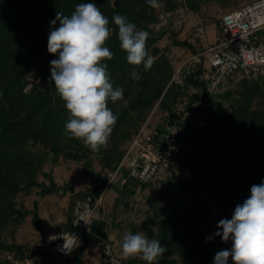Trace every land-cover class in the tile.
Returning a JSON list of instances; mask_svg holds the SVG:
<instances>
[{
	"label": "rangeland",
	"instance_id": "1",
	"mask_svg": "<svg viewBox=\"0 0 264 264\" xmlns=\"http://www.w3.org/2000/svg\"><path fill=\"white\" fill-rule=\"evenodd\" d=\"M252 1L160 0L162 7L154 9L146 0H122V15L146 24L137 29L148 32L146 48L154 57L150 70L138 67L142 78L134 81L131 70L137 66L127 62L112 22L115 0H40L25 7L20 0H0V177L8 184L14 180L18 187L12 193L0 185V259L8 245L27 248L17 241L37 234L36 213L41 225L44 220L55 224L49 230L60 227L74 199L88 193L95 194L99 204L82 242L88 237L102 253L109 242L120 264H147L123 256L122 238L128 232L142 233L164 246L166 252L153 264L169 257L179 263L208 264L199 242H210L218 252L231 248L230 240L206 238L211 237L210 226L231 219L251 187L264 182V76L239 74L221 85L209 102V109L223 122L209 136L219 143L218 149L209 155L211 144L205 143L175 155L178 168L190 177L179 175L178 168H163L147 182L130 178L126 169L114 175L136 133L146 123L147 130L159 128L179 99L190 98L187 88L172 80L179 64L203 48L191 42L195 25L206 20L213 44L222 15ZM88 2L109 19L112 32L105 46L114 57L104 62L113 87L124 89L123 99L108 103L118 119L107 147L97 152L64 134L68 112L50 72V62L58 56L47 51L56 13L70 16L77 4ZM185 41L188 44H180ZM30 114L34 131L48 138L49 145L23 138L14 128L3 131ZM52 179L58 185L54 193L30 185L33 180L49 185Z\"/></svg>",
	"mask_w": 264,
	"mask_h": 264
},
{
	"label": "clouds",
	"instance_id": "2",
	"mask_svg": "<svg viewBox=\"0 0 264 264\" xmlns=\"http://www.w3.org/2000/svg\"><path fill=\"white\" fill-rule=\"evenodd\" d=\"M146 2L154 9L162 7L160 0ZM112 22L118 27L120 48L126 52L127 62L137 66L132 68L131 78L139 81L142 77L138 67L143 65V70L148 71L154 64V57L146 48L149 34L138 30L125 15L115 14ZM50 25L47 51L58 56L50 62L51 80L69 117L64 134L97 152L107 147L118 119L108 103L124 96L123 88L113 87L108 64L104 62L114 57L105 46L112 32L109 19L94 2H88L77 4L70 16L57 12ZM250 193L235 207L231 219L218 222L215 235L224 242L230 240L232 246L217 252L214 264H228L229 257L233 264H264V182L253 185ZM121 249L124 257H138L147 264L158 261L166 252L158 240L139 232L125 233Z\"/></svg>",
	"mask_w": 264,
	"mask_h": 264
},
{
	"label": "built area",
	"instance_id": "3",
	"mask_svg": "<svg viewBox=\"0 0 264 264\" xmlns=\"http://www.w3.org/2000/svg\"><path fill=\"white\" fill-rule=\"evenodd\" d=\"M207 32L206 20L195 25L191 42L203 48L187 56L173 75L172 83L186 87L190 98L179 99L159 128L147 130L146 123L136 133L114 176L126 169L130 177L147 182L163 168H178L175 155L197 145L188 138L198 132L200 139L208 128L209 102L221 85L239 74L264 76V0H253L224 13L213 44ZM176 170L179 175L190 177L186 170ZM98 204L91 195L76 197L68 224L46 233L31 249L6 251L0 264H41L46 253L57 255L59 264H63L93 224ZM103 255L107 264H120L109 242L104 245Z\"/></svg>",
	"mask_w": 264,
	"mask_h": 264
},
{
	"label": "trees",
	"instance_id": "4",
	"mask_svg": "<svg viewBox=\"0 0 264 264\" xmlns=\"http://www.w3.org/2000/svg\"><path fill=\"white\" fill-rule=\"evenodd\" d=\"M40 0H20L21 6H30L29 4H37L39 3ZM122 0H115V8H112L111 10L115 13V14H120L122 15V4H121ZM134 22L136 24V26L142 27V28H147L145 23H142L140 21L135 22V21H131ZM180 44H188L186 41L182 42ZM208 115H209V124H208V128L205 131H202V136L199 139L198 138V132H193L192 136L188 138L189 141L194 142L195 144H197L198 146H201L205 143L207 144H211V149H210V154H213L216 152V150L218 149V142L209 137L210 134L212 132H214L217 127L219 125H221L223 122L220 121L218 119L217 113L213 111V109H209L208 110ZM175 116V115H173ZM14 127H4L3 131L5 132L6 129H8L9 131H12L13 128L14 130H17L19 132H21L23 138H31L34 141H41L42 143L49 145L50 144V140L48 138H44L41 135H39L38 133H36L34 131L33 128V124H32V115H27L26 119L21 121L20 123H13ZM190 131V130H189ZM78 142V141H77ZM67 155L70 158H79V155L77 154H73V153H67ZM120 163V161H119ZM118 163V164H119ZM202 163L205 164L206 163V158L202 159ZM3 174L2 170L0 169V176ZM130 177V176H129ZM132 178V177H130ZM133 179V178H132ZM0 185L2 186L3 190H11L12 193H15L18 191V187L17 184L15 183V181H11L10 184H8V182L6 181V179L1 178L0 177ZM30 185H37L38 187L42 188L44 193H54L55 191L58 190V185L57 183L52 179L51 183L48 185L45 182H38L33 180ZM85 195H91L93 197L94 200H96V195L93 193H88ZM79 196H84V195H79ZM77 196V197H79ZM228 219V218H227ZM33 222L36 224V226L38 228H41V224L38 222V214L36 213L34 215V219ZM219 222V221H218ZM218 222L214 225V226H210L209 231L211 234L212 239H215L217 242L221 241V237L220 236H216L215 233L218 231L217 228V224ZM87 231L84 232L83 236H87ZM90 238V237H89ZM89 243V239L88 237L86 238V240L84 242H82V245L77 249L76 254H75V259H76V263L77 264H85L82 260H81V254L84 251L85 246ZM199 246L202 249V253L203 256L206 260V262L208 264H214V256L215 254L218 252L217 250L213 249L211 247L210 242H199ZM25 249V247H23L22 245H8L7 247V251H13L16 250L18 252H23ZM158 264H185V263H179L176 259L174 258H166V259H162ZM228 264H231V261L229 260Z\"/></svg>",
	"mask_w": 264,
	"mask_h": 264
},
{
	"label": "crops",
	"instance_id": "5",
	"mask_svg": "<svg viewBox=\"0 0 264 264\" xmlns=\"http://www.w3.org/2000/svg\"><path fill=\"white\" fill-rule=\"evenodd\" d=\"M211 36H212V33H211ZM212 38H213V36H212ZM212 38H211V42H212ZM69 217H70V214H69ZM69 217L64 220V223L62 226L68 224ZM41 222H42V227L38 230L37 234L25 235L24 237L19 238L17 243L26 245L27 248L31 249V248H33V246L35 245V242L37 240H39L46 233L53 230V229L49 230L51 227H53L55 225L53 222L50 224L47 223V222H50L47 220H44ZM81 245H82V242L80 243L78 248ZM76 250L72 255H70L69 257L66 258V260L63 264H77L76 259H75ZM81 260L85 264H107L106 259L103 255L101 249L98 247V245H96L95 243H91V242L85 246L84 251L81 254ZM59 261H60V258L57 255H55L53 253H46L43 256V262L41 264H59Z\"/></svg>",
	"mask_w": 264,
	"mask_h": 264
},
{
	"label": "water",
	"instance_id": "6",
	"mask_svg": "<svg viewBox=\"0 0 264 264\" xmlns=\"http://www.w3.org/2000/svg\"><path fill=\"white\" fill-rule=\"evenodd\" d=\"M161 260H162V259H161ZM161 260H160V261H161ZM160 261H159V262H160ZM159 262H158V263H159Z\"/></svg>",
	"mask_w": 264,
	"mask_h": 264
}]
</instances>
